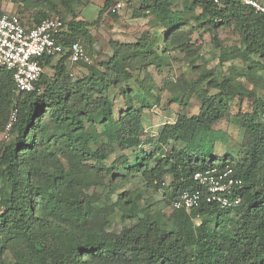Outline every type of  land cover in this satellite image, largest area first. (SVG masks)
<instances>
[{
  "label": "trees",
  "instance_id": "obj_1",
  "mask_svg": "<svg viewBox=\"0 0 264 264\" xmlns=\"http://www.w3.org/2000/svg\"><path fill=\"white\" fill-rule=\"evenodd\" d=\"M13 1L28 7L37 0ZM44 1L47 7L40 6L47 11L42 9L31 20L16 14L27 26L49 17L65 21L67 46L88 39L87 27L96 24L115 0H104L92 22L75 15L82 0ZM135 1L131 16L149 17L161 34L146 32L134 42L110 41L112 54L99 63L101 67L91 66L88 75L71 77L68 52L44 57V69L51 68L53 75L43 71L32 91L21 92L12 72L0 67V131L9 112L16 110L13 139L0 152V264H264V100H259V117L235 115L233 122L244 130L240 143L222 154L213 149L217 141L228 142V135L214 125L227 113L230 102L235 97L257 99L255 90L232 75L218 79L206 69L200 71L198 81L186 88L199 98L198 112L178 115L158 133L161 144L171 145L169 151L152 168L148 163L152 155L125 168L141 170L149 187L165 184L162 178L168 173L171 207L180 192L196 187L192 177L196 170L228 165L242 181L241 204L221 209L201 202L188 211L171 207L170 227L157 223L148 211L119 233L96 223L100 198L87 190L104 184L113 170L104 160L115 149L140 145L143 111L159 101L148 68H161L171 47L188 50L183 26L194 22L213 33L232 24L243 50L230 49L223 59L242 56L245 61L254 55L261 61L246 65V78L253 85L264 79L257 74L259 67L264 73V17L252 8L237 0ZM51 11L59 16L49 15ZM69 15L74 19L68 20ZM132 78L134 87L125 85ZM118 98L125 109L117 110ZM126 159L121 155L119 161L125 164ZM118 204L127 218L135 217V199L120 194ZM232 215L236 220L229 223Z\"/></svg>",
  "mask_w": 264,
  "mask_h": 264
},
{
  "label": "rangeland",
  "instance_id": "obj_2",
  "mask_svg": "<svg viewBox=\"0 0 264 264\" xmlns=\"http://www.w3.org/2000/svg\"><path fill=\"white\" fill-rule=\"evenodd\" d=\"M82 1L75 9V15L78 16L77 19H83L88 22L95 21L104 0ZM117 2L122 5L119 10L111 12L109 7L96 24L87 27L90 37L88 39H79L81 45L87 51L90 61L89 63H79L72 66L71 71H69L71 77L79 78L88 75L91 66L101 67L99 63L112 54L110 47V41L112 40L134 42L146 32L161 34L162 29L157 25H152L149 22V17L134 18L131 16L132 7L137 6L135 0H115L112 5ZM41 4L46 5L47 3L44 0H37L31 6L23 7V5H19L18 2L13 0H0V12H17L27 21L33 19L42 9L47 11V8H41ZM48 14L59 16L54 11L48 12ZM67 19L73 20L74 17L69 15ZM182 31L186 35V39L190 41L188 50H184L179 46L171 47L169 52L165 54L167 56L165 60L167 64L163 62L164 65L161 68L154 66L148 68L155 81L154 93L159 97V101L143 111L144 124L140 145L126 150L115 149L109 158L104 160V164L107 167H113L112 172L105 177L104 184L92 185L87 190L100 198V202L97 204L100 214L97 215L98 219L95 220L96 223L104 225L109 231L119 233L124 228L134 225L137 218L142 217L146 211L153 216L157 223L164 224L165 227L171 226L170 196L172 190L168 186L171 176L167 173L162 178L165 184L149 187L142 177L141 170L136 169L137 171L131 170L127 172L125 166L133 165L137 159L146 155H152L151 160L148 162L150 168H152L157 163V160L169 151L171 145L161 144L157 139L158 133L165 123H172L178 115L191 116L198 112L200 100L194 94L189 93L186 88L190 85L192 87L198 81L200 71L206 69L218 79L232 75L245 87L253 89L257 93V99L255 100L235 97L230 102V108L227 113L214 125L216 130L223 131L228 135V142L217 141L214 143L215 154H222L227 147L240 143L244 139L243 128L233 122L235 115L239 113H254L256 117H259V100H264V79L257 80V85L250 83L246 78V73L248 72L246 65L252 64L256 60H261L254 55L246 58V62L241 58L242 56L234 59H223L230 49L243 50L240 35L235 27L232 24H226L218 27L212 33L205 25L190 22L182 27ZM159 42L162 44V40ZM44 71L48 76L53 75V70L49 67L45 68ZM257 74L264 78L262 68H258ZM136 75L137 73H135ZM140 76L142 77L141 73L138 77ZM125 85L134 87V78L126 82ZM203 85H205V82H203ZM136 90L138 89L136 88ZM212 91L210 90V92ZM109 94H117V92H109ZM174 98H177V101H173ZM117 102L119 103L117 110L125 109L126 106L121 103L120 98H118ZM134 104L136 107L138 106L136 102ZM13 112L14 110L9 112L4 129L0 131V152L13 139L11 128H6ZM92 118L97 122L99 121L98 116H93ZM96 127L100 129L98 124H96ZM99 145L100 142L93 143L92 147L96 148ZM121 155L127 158L125 164L119 161ZM89 165H94V162H89ZM120 194L126 195L127 200H136L137 208L134 218H127L121 209L123 206L119 208L118 198ZM231 218L232 220L229 223L236 220L235 215H232ZM195 222L199 223V220L195 219Z\"/></svg>",
  "mask_w": 264,
  "mask_h": 264
},
{
  "label": "built area",
  "instance_id": "obj_3",
  "mask_svg": "<svg viewBox=\"0 0 264 264\" xmlns=\"http://www.w3.org/2000/svg\"><path fill=\"white\" fill-rule=\"evenodd\" d=\"M237 1L264 17V0ZM121 6V3L117 2L111 5L109 10L115 12ZM66 33L68 24L56 17L46 18L35 26H27L15 12L0 14V67L12 72L18 91L30 92L34 89L36 81L44 71V57H59L68 52L66 66L69 71L76 64L89 63L90 57L79 39L64 45ZM15 120L16 110L6 128H11ZM192 177L196 187L180 192L171 203L173 209L188 211L201 202L216 204L221 209H232L241 204L238 189L242 181L233 176L230 166H211L196 170Z\"/></svg>",
  "mask_w": 264,
  "mask_h": 264
}]
</instances>
